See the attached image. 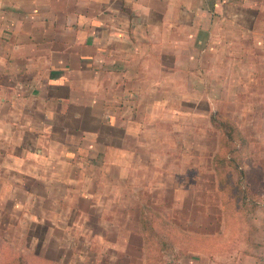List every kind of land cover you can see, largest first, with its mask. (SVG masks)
Returning a JSON list of instances; mask_svg holds the SVG:
<instances>
[{"label": "crops", "instance_id": "obj_1", "mask_svg": "<svg viewBox=\"0 0 264 264\" xmlns=\"http://www.w3.org/2000/svg\"><path fill=\"white\" fill-rule=\"evenodd\" d=\"M211 103L264 104V0H0V190L22 217L122 218L160 127L238 130ZM253 225L233 257L181 264H264Z\"/></svg>", "mask_w": 264, "mask_h": 264}, {"label": "rangeland", "instance_id": "obj_2", "mask_svg": "<svg viewBox=\"0 0 264 264\" xmlns=\"http://www.w3.org/2000/svg\"><path fill=\"white\" fill-rule=\"evenodd\" d=\"M214 105L209 115L232 116L227 107L231 105L211 110ZM234 114L233 120L227 117L245 140L241 145L245 191L234 184L239 179L234 166L224 167L226 175L214 168L224 137L213 120L207 124L203 117L191 127L179 120L170 122L160 127L161 143L153 144L160 159L154 158L150 168L147 164L146 173L133 176L131 184L137 189L129 192L122 218L22 217L24 208L13 206L8 189L0 190V264H146L141 218L154 219L150 224L157 243L167 240L161 245V264H181L196 253L214 259L238 254L254 218H264V104L248 114ZM252 202L257 206L252 208ZM120 210L113 208L118 216Z\"/></svg>", "mask_w": 264, "mask_h": 264}, {"label": "trees", "instance_id": "obj_3", "mask_svg": "<svg viewBox=\"0 0 264 264\" xmlns=\"http://www.w3.org/2000/svg\"><path fill=\"white\" fill-rule=\"evenodd\" d=\"M216 124L222 129L223 137L222 141L220 142L221 147L224 150L219 149L218 152L215 154L213 159V164L215 170L219 173V175H226L224 171V167L226 165L234 166L235 169L238 171V182L234 184L237 186L238 190H243L242 181L245 178V174H247L245 168L242 164V146L245 143L243 137L239 134V131L229 122L226 120L221 119H214ZM237 135V136H235ZM241 140L238 143V139ZM229 143H232V146H229ZM226 148V149H225ZM227 182L225 179L224 183ZM223 188V187H222ZM245 191V190H243ZM244 194H242L243 196ZM256 201V200H255ZM257 206L255 202H252V208ZM154 222L153 218H141V229L144 234V246H145V260L146 264H161V249L162 244H166V238H161V241L157 243L154 237V228L150 224ZM170 246V244H169ZM156 261V262H155Z\"/></svg>", "mask_w": 264, "mask_h": 264}]
</instances>
